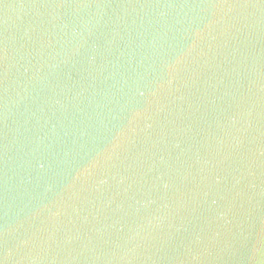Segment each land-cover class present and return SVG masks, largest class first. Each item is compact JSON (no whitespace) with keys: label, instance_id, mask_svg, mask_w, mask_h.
I'll list each match as a JSON object with an SVG mask.
<instances>
[{"label":"water","instance_id":"obj_1","mask_svg":"<svg viewBox=\"0 0 264 264\" xmlns=\"http://www.w3.org/2000/svg\"><path fill=\"white\" fill-rule=\"evenodd\" d=\"M0 264H264V0H0Z\"/></svg>","mask_w":264,"mask_h":264}]
</instances>
